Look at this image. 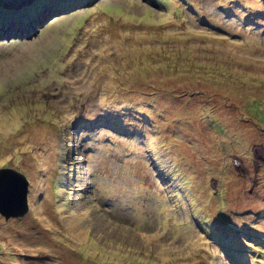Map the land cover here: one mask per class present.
I'll return each instance as SVG.
<instances>
[{"label":"rangeland","instance_id":"rangeland-1","mask_svg":"<svg viewBox=\"0 0 264 264\" xmlns=\"http://www.w3.org/2000/svg\"><path fill=\"white\" fill-rule=\"evenodd\" d=\"M30 1L0 0V168L29 180L0 264H264V0Z\"/></svg>","mask_w":264,"mask_h":264},{"label":"water","instance_id":"water-1","mask_svg":"<svg viewBox=\"0 0 264 264\" xmlns=\"http://www.w3.org/2000/svg\"><path fill=\"white\" fill-rule=\"evenodd\" d=\"M28 180L12 167L0 168V214L5 218L19 217L29 209Z\"/></svg>","mask_w":264,"mask_h":264},{"label":"trees","instance_id":"trees-1","mask_svg":"<svg viewBox=\"0 0 264 264\" xmlns=\"http://www.w3.org/2000/svg\"><path fill=\"white\" fill-rule=\"evenodd\" d=\"M53 1H57V5H59L61 8H66L68 5H69V3L68 2H66V1H64V0H50L49 1V3L50 2H53ZM44 2V1H43ZM29 4H33L32 6H31V9L28 11V15H26L25 16V18H26V20L24 19H22L23 21H29L30 19V17H32V15L34 16V15H37V16H39V10L40 9H38L39 7H41V5H43L44 3H42L41 2V0H31L30 1V3ZM56 6V4L54 3L53 5H48V6H46V7H49V9L50 10H52L54 7ZM27 6H24V8H26ZM23 8V7H22ZM23 8V9H24ZM69 8V7H68ZM7 9H10L9 7H7V8H5L4 10L6 11ZM67 9V8H66ZM10 13V10H8L7 11V13ZM15 14V15H14ZM13 17L16 19L17 17H19V15L18 14H16V12H14L13 13ZM22 18V17H21ZM43 18V15L38 19V20H36V22H33V23H31V24H29V26L30 25H34V24H36V23H38L39 22V20L40 19H42ZM5 22L6 23H8L9 22V20H5ZM187 74L188 75H193V74H195V73H193V72H189V71H187ZM150 75H159V74H147L146 76H142V75H138V76H136V77H134V78H137V79H140L141 80V83H139L136 87L137 88H140L141 87V85H146V84H149L150 82H154V81H159V77L158 76H155L154 78L152 77V76H150ZM191 80H193V78H191ZM220 211V215H219V218H222V217H227L226 216V214L224 213V215H221V210H219ZM260 213H263L264 214V211H261ZM230 228V227H229ZM241 234H247V235H250L252 238H255L256 240H258V241H260V242H262L263 243V239H262V237H264V233H258V232H254L253 231V233H250L249 232V230L248 231H246V229L245 228H241ZM229 242H231V243H233L232 241H229ZM227 243L226 244V249H229L230 250V252H233V253H235V255H236V257H237V259L239 260V263H240V261H241V263H244L243 262V260L245 259V255H244V253L246 254L247 253V247H246V250L245 249H242V250H239V251H235L234 252V249L230 246V243ZM264 244V243H263ZM221 252H222V250H220ZM263 251V252H262ZM261 252L264 254V249L262 250ZM231 260H233V259H231Z\"/></svg>","mask_w":264,"mask_h":264},{"label":"bare ground","instance_id":"bare-ground-1","mask_svg":"<svg viewBox=\"0 0 264 264\" xmlns=\"http://www.w3.org/2000/svg\"><path fill=\"white\" fill-rule=\"evenodd\" d=\"M43 13H44V12H43ZM42 19H43V18H42ZM10 21H11V20H10ZM36 24H37V23H36ZM34 25H35V24H34ZM34 25H30V27L23 28L22 31L17 30V33L21 35V34L27 32V31H29L30 28L34 27ZM8 33H12V31H11V29H10L9 27H5V26H3V27L0 28V34H1V35H8Z\"/></svg>","mask_w":264,"mask_h":264},{"label":"clouds","instance_id":"clouds-1","mask_svg":"<svg viewBox=\"0 0 264 264\" xmlns=\"http://www.w3.org/2000/svg\"><path fill=\"white\" fill-rule=\"evenodd\" d=\"M53 3H55L56 4V6H57V1H53ZM15 8V7H14ZM13 8V9H14ZM15 9H17V7L15 8ZM6 14V13H5ZM15 15V14H14ZM12 18H13V20H17L19 17H17L16 19L13 17V15H12ZM0 19H2V17L0 18ZM9 20V22L8 23H10V19L9 18H5L3 21L2 20H0V23H6L5 22V20ZM24 174V173H23ZM25 175V174H24ZM26 176V175H25ZM27 178V177H26ZM27 180H28V178H27ZM28 190H29V180H28ZM28 192H27V198H28ZM174 194H175V196H178L179 195V190H176V191H174ZM28 204H29V199H28ZM28 211H29V209H28ZM28 211H27V213H28ZM26 213V214H27ZM25 214V215H26ZM2 215V214H1ZM24 216V215H23ZM4 217V216H3ZM19 217H22V216H19ZM5 218V217H4ZM10 218H15V217H10ZM6 219V218H5ZM255 232V231H254ZM244 246V245H243ZM245 248H246V246H244Z\"/></svg>","mask_w":264,"mask_h":264}]
</instances>
